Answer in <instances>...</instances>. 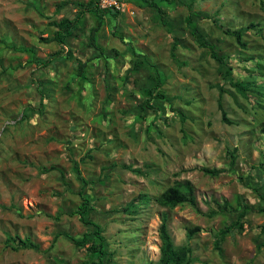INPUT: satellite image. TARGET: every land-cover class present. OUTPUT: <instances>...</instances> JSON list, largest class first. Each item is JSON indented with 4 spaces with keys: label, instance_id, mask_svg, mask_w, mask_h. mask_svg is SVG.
<instances>
[{
    "label": "rangeland",
    "instance_id": "374dc122",
    "mask_svg": "<svg viewBox=\"0 0 264 264\" xmlns=\"http://www.w3.org/2000/svg\"><path fill=\"white\" fill-rule=\"evenodd\" d=\"M63 1L70 3L58 9ZM74 1L86 0H0V264H90L93 253L62 234L79 237L86 229L69 213L81 202L74 161L89 181L91 217L112 254L106 264H156L162 212L174 243L190 245L192 264H264V96L253 89L246 96L232 84L264 81V0H169L161 2L165 24L155 6L120 0L117 15L105 14L98 32V42L116 55L92 60L77 76V60L92 53L84 42L97 17L88 12L63 47L74 57L63 54L39 68L33 54L45 58L62 47L42 40L55 30L49 21L73 16ZM189 17L207 45L191 33ZM249 22L256 26L244 32V47L223 32ZM211 45L226 58L232 82ZM133 47L146 58L126 79L137 58ZM107 64L112 98L104 104ZM156 69L167 96L152 100L157 115L139 109ZM179 179L194 185L196 209L156 201ZM131 201L136 212L123 211ZM242 204V230L228 232L216 249V234ZM195 226L199 231L188 238L186 227ZM7 235L38 248L14 249Z\"/></svg>",
    "mask_w": 264,
    "mask_h": 264
},
{
    "label": "trees",
    "instance_id": "16d2710c",
    "mask_svg": "<svg viewBox=\"0 0 264 264\" xmlns=\"http://www.w3.org/2000/svg\"><path fill=\"white\" fill-rule=\"evenodd\" d=\"M100 0H86V1H74V4L77 6V10L73 14V16H63L59 20H51L49 21V25L55 27V30L53 31L52 35L49 37H45L42 40H45L46 42H56L62 46L60 49L50 53L45 58L38 57L33 54V57L31 59V62H34L39 68L46 67L49 64H51L55 59L59 58L63 54L66 55L69 58H73V52L72 49L69 47L66 51H64L65 45H70V40L77 35V32L83 29V26L85 24V17L86 13L93 12L97 17V22L95 25L91 26L88 29V33L86 35V41L84 42V45L90 49H92V53L85 57L84 60H77L76 63V74L77 76H85L84 72L86 70V67L89 62H91L94 59H101L103 58L105 61H107L109 58L116 55L118 52L116 49H107L102 44L98 42V32L102 27L103 24V16L105 14H111L113 16H116L119 10L117 9H111V8H101L99 5ZM120 1V0H119ZM141 3L145 4L146 6H155L157 8V12L161 18V21L163 24L166 23V14L165 11L161 5V2H169V0H139ZM67 3H70L69 1H63L58 5V9L61 6L66 5ZM192 18H187V22L189 23V26L191 28V33L195 35L196 40L199 44L207 45V41L204 39V37L197 32V28L195 29V26L192 25ZM256 23L249 22L245 26H240L237 28H224L223 32L231 35L235 38L236 42L241 46H246L245 41L243 40V34L247 30V28L255 27ZM119 37L122 38L121 35ZM123 40V38H122ZM178 39L175 38V41L172 45V50L175 49L177 46ZM213 46L211 45V49ZM134 54L137 55V58L132 62L131 69L128 70V73L126 75V79L129 78V76L132 73L138 72L139 68L143 64V58L140 59V57H145L142 53L136 52L135 48L133 47ZM171 55L174 56V51L171 52ZM212 57L220 63L223 76L225 78H229L232 82V74H231V68L226 60V58L218 55L213 49L211 51ZM155 67L153 64L148 65V67ZM157 71V69L155 70ZM109 70H108V64L106 67L104 80L106 83V94L105 98L103 100L104 104H106L109 100H111V91L110 87L108 86V80H109ZM31 81H33V78H30ZM164 81L160 78V73L153 72V75L149 76L145 82L144 87L147 89L149 96L145 99H142V101L139 103V109L141 111H144L147 113L148 109H152L155 114H158L159 108L156 106V104L153 103L152 100L161 101L164 100L167 96L164 92L162 85ZM39 84H41V81H39ZM232 84L244 95L247 96L248 90H255L258 94L261 96H264V81H262L260 84H256L253 81L250 80H241V81H234ZM39 88V87H38ZM35 90V89H33ZM222 90V89H221ZM44 98V94L42 93L40 95L42 104V99ZM166 101V99H165ZM162 102V101H161ZM219 107L221 109L222 118L230 122L226 117V112L222 109L221 102L219 101ZM178 113L183 116V113L181 111H178ZM22 118V116L20 117ZM264 132V127L262 128ZM231 155H234L233 153ZM234 159V157H233ZM232 159V160H233ZM231 160V162H232ZM232 165V163H231ZM230 165V167H231ZM125 168H131L129 165H123ZM74 168L76 171L77 178L79 179L81 183V188L78 191V195L81 198V202L78 204L76 208L71 210L70 214H77L80 221L86 225V229L83 232V234L79 237H75L73 235L68 234L67 232H62V234L68 238L71 242H73L74 245L77 247H86V250L89 254L93 253V257L91 260H89L90 264H106L111 259V252L108 250V243L104 237L103 234V227L100 223L95 221L91 217V213L94 210L93 205L90 203V198L88 197V193L86 190V186L89 183L88 180H86L84 177L81 176L77 162L74 161ZM134 172H139L138 169H132ZM202 171L206 174L210 175H216L219 172V169H209L206 167L202 168ZM195 188L192 182L188 179H182V180H174V182L164 188L157 196L156 201L159 203V205L163 207H167L169 209H172L176 206H183V205H190L193 208H197L196 203V196H195ZM260 199L261 201H264V192L260 193ZM227 202L226 200L220 206V211H223L227 208ZM136 205L134 201L129 202L125 207L122 208L123 211H126L128 213H135L136 212ZM241 209L237 213V216L230 221L229 223L225 224L223 227H221L216 234V238L214 240V247L221 251V243L224 240L225 236L228 232L231 230H242L243 227V221L242 218L245 216L246 212V205L242 204ZM239 207L235 209H239ZM234 209V210H235ZM236 210V211H237ZM216 211H210L209 215L213 216L216 214ZM57 219L59 216L56 217ZM199 231V227H186V235L188 238H191L196 232ZM158 236L160 239V245H159V257L157 259L156 264H192L193 257L191 255L192 249L188 243L176 245L171 237V234L168 229V217L166 212H162L160 214V223L158 226ZM56 238V236H55ZM96 238L98 240H96ZM6 242L7 244H15L12 246L14 249L18 248H33L37 249L38 246L29 240V238H20L19 236L12 237L11 235L6 236Z\"/></svg>",
    "mask_w": 264,
    "mask_h": 264
},
{
    "label": "built area",
    "instance_id": "2783aa9c",
    "mask_svg": "<svg viewBox=\"0 0 264 264\" xmlns=\"http://www.w3.org/2000/svg\"><path fill=\"white\" fill-rule=\"evenodd\" d=\"M99 5L101 8L120 9L121 3L119 0H100Z\"/></svg>",
    "mask_w": 264,
    "mask_h": 264
}]
</instances>
